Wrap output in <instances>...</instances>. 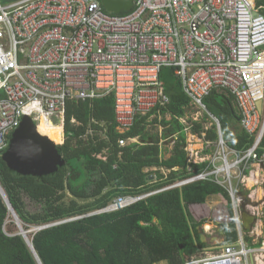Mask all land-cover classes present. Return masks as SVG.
<instances>
[{
	"label": "built area",
	"instance_id": "obj_1",
	"mask_svg": "<svg viewBox=\"0 0 264 264\" xmlns=\"http://www.w3.org/2000/svg\"><path fill=\"white\" fill-rule=\"evenodd\" d=\"M263 12L259 0H133L125 14L107 12L100 0H0V155L24 116L36 125L44 117L63 129L70 100L112 95L115 130L124 134L138 118L166 105L160 71L173 68L190 99L179 119L186 139L190 133L204 140L205 133L191 128L204 124L199 114L207 113L218 138L204 142L217 146L222 159L201 156L186 140L187 162H206V168L164 189L197 180L220 184L229 194L237 235L183 254V264H264V152H258L264 135ZM213 91L233 98L240 128L253 139L246 150L223 139L218 119L204 104ZM117 142L124 146L138 138ZM147 195L118 196L100 212ZM242 210L254 216L248 230Z\"/></svg>",
	"mask_w": 264,
	"mask_h": 264
},
{
	"label": "trees",
	"instance_id": "obj_2",
	"mask_svg": "<svg viewBox=\"0 0 264 264\" xmlns=\"http://www.w3.org/2000/svg\"><path fill=\"white\" fill-rule=\"evenodd\" d=\"M259 4L264 5V0ZM160 79L168 102L159 113H151H157L151 121V114L142 116L124 134L115 130L112 95L67 101L63 129L61 124L41 118L36 126L49 139L61 143L62 130L65 136L57 145L61 162L51 174H19L0 155V186L22 228L48 225L28 235L41 264H183V254L207 246L197 233L206 219L197 220L192 207L216 194L228 201L224 218L216 220L224 242L236 238L230 197L223 186L197 180L163 189L199 174L207 163L187 162L185 126L179 119L185 116L190 99L180 79L173 68H162ZM204 104L218 119L229 147L237 151L249 148L253 139L248 134L237 127L228 129L239 122L230 95L213 91L204 98ZM150 123L161 127L160 134L148 131ZM191 132L205 133V141L218 138L214 124L205 128L201 122H194ZM121 137H137L138 142L119 146ZM169 140L173 143L170 155L163 157L160 143ZM258 152H264V135ZM150 168L155 170L146 171ZM161 169L168 173L162 174ZM153 175L156 178L152 179ZM146 194L120 210L100 212L118 196ZM25 198L42 204L41 209L30 211ZM10 215L0 195V264H38L22 235L4 231Z\"/></svg>",
	"mask_w": 264,
	"mask_h": 264
},
{
	"label": "water",
	"instance_id": "obj_3",
	"mask_svg": "<svg viewBox=\"0 0 264 264\" xmlns=\"http://www.w3.org/2000/svg\"><path fill=\"white\" fill-rule=\"evenodd\" d=\"M100 2L104 10L113 14L127 12L133 8V0H100ZM57 145L58 144H56L37 130L36 124L29 116H24L19 126L10 135L7 149L4 151V153L1 154V159L10 169L19 174L33 176L48 175L56 171L58 165L61 162V156L58 152ZM0 195L6 203L17 225L19 226L20 232H18L17 234L23 236L32 253L34 254L38 264H41L30 241L26 239L25 234L29 233V231H25L22 228L19 219L12 209L1 186ZM240 216L244 229H250L252 222L254 221V216H251L245 210L241 211ZM47 226L48 225L39 226L36 231ZM217 232L219 234V237H224V233L221 227L218 228ZM197 233L201 242L209 241L207 239L205 230H202V228L198 227Z\"/></svg>",
	"mask_w": 264,
	"mask_h": 264
},
{
	"label": "rangeland",
	"instance_id": "obj_4",
	"mask_svg": "<svg viewBox=\"0 0 264 264\" xmlns=\"http://www.w3.org/2000/svg\"><path fill=\"white\" fill-rule=\"evenodd\" d=\"M7 0H1V2L4 4L6 3ZM218 93H224L226 94L225 92H218ZM194 113V110H190L187 112V116L188 117H185L186 119L187 118H190L191 119V116L192 114ZM155 115H151L149 118H148V121H151L153 118H154ZM199 117L202 119V122L207 125L208 127L210 126V122H212L213 120L211 119V117L209 118L207 113H203L201 112L199 114ZM238 128V129H241L240 128V125L239 123L235 124L234 126H229L228 129L231 131L234 130V128ZM236 128V129H237ZM147 129L150 133H156L158 132V134H160L161 132V127H158L157 125H154L152 123L148 124L147 125ZM193 135V134H192ZM195 136V135H194ZM197 138V136H195V138H193L190 133L187 134V143L188 145H191L190 148L194 151H199L200 155L203 156V155H209L210 157H213L217 160H220L221 162V155H220V152L221 150L217 147V146H214V145H207L204 140L201 138ZM62 142L63 139H62ZM61 143H56V144H62ZM172 141L169 140L168 142H164L162 141L160 143V146H161V149H162V156L163 157H168L170 155V149L172 148ZM187 145V144H186ZM206 150H207V153H206ZM232 159V158H231ZM149 170H155V168H150V169H146V171H149ZM161 173L166 175L168 173L167 170L165 169H161ZM151 178H156L155 175L151 176ZM235 182V180H234ZM241 190L243 191V193H247V189L245 188H241ZM256 194L257 196H260L258 195L257 193V190H256ZM25 201H26V204H27V207L30 211H35V210H39L41 209L42 207V204L40 203H35V202H32L31 200H29L28 198H25ZM262 202H264V197L262 199ZM227 199L221 195V194H218V195H215L213 197H208L206 199V201L199 205V206H193V213L196 217L197 220H200L201 218H204L206 219V223L209 224L211 230L209 231L210 233H212V235H210L208 232V236H215L216 235V232L214 231V229L219 226V221H216V220H221L224 218V214H225V211L227 210ZM263 208H264V205H263ZM204 224L200 226V228H203L204 227ZM38 227L36 226H30V228L28 230H25V231H29V233H27V238H28V235H30L31 233L35 232L36 229ZM203 230V229H202ZM4 231L7 233V234H13V233H18L20 232V229H19V226L17 225L15 219L13 218L12 215H10L6 221H5V225H4ZM29 240V239H28ZM164 263V262H162ZM161 264V263H160ZM166 264V263H165Z\"/></svg>",
	"mask_w": 264,
	"mask_h": 264
},
{
	"label": "crops",
	"instance_id": "obj_5",
	"mask_svg": "<svg viewBox=\"0 0 264 264\" xmlns=\"http://www.w3.org/2000/svg\"><path fill=\"white\" fill-rule=\"evenodd\" d=\"M239 123V122H238ZM170 151H171V149H170ZM187 153V152H186ZM216 195H218V194H216ZM213 196H215V195H211V196H209V197H213ZM208 198V197H207ZM200 227V226H199ZM218 228H219V226H217L216 227V229L218 230ZM203 230H205L204 228H202ZM205 232H206V234H207V239L209 240L208 242H204V243H206L207 244V246H210V245H212V244H214V243H216V242H221V241H223L224 240V237H219V234H217V235H215V236H208V233H207V231L205 230ZM210 235H212V234H210ZM192 254V253H191ZM160 264V263H159ZM161 264H165V262L164 263H162L161 262Z\"/></svg>",
	"mask_w": 264,
	"mask_h": 264
},
{
	"label": "bare ground",
	"instance_id": "obj_6",
	"mask_svg": "<svg viewBox=\"0 0 264 264\" xmlns=\"http://www.w3.org/2000/svg\"><path fill=\"white\" fill-rule=\"evenodd\" d=\"M29 111H32V109H29ZM37 130L41 133V134H43L44 136H46L38 127H37ZM47 137V136H46ZM249 182H251V178L249 179ZM257 193H258V195H261L262 194V191H261V189H258L257 190ZM206 231L207 230H210L211 228H210V226H209V224H204V227H203ZM26 235V239L28 240V238H27V234H25ZM28 241H30V240H28Z\"/></svg>",
	"mask_w": 264,
	"mask_h": 264
},
{
	"label": "clouds",
	"instance_id": "obj_7",
	"mask_svg": "<svg viewBox=\"0 0 264 264\" xmlns=\"http://www.w3.org/2000/svg\"><path fill=\"white\" fill-rule=\"evenodd\" d=\"M164 189V188H163ZM163 189H161V190H163ZM161 190H158V191H161Z\"/></svg>",
	"mask_w": 264,
	"mask_h": 264
}]
</instances>
